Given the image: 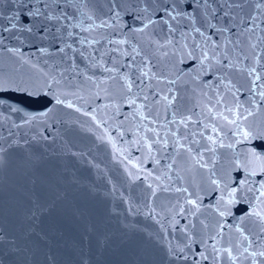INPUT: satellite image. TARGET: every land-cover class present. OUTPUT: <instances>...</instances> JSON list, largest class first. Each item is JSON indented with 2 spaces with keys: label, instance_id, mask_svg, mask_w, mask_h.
Wrapping results in <instances>:
<instances>
[{
  "label": "snow or ice",
  "instance_id": "obj_1",
  "mask_svg": "<svg viewBox=\"0 0 264 264\" xmlns=\"http://www.w3.org/2000/svg\"><path fill=\"white\" fill-rule=\"evenodd\" d=\"M5 57L28 71L0 72V166L6 140L60 142L114 213L151 222L162 264H264V0H0ZM69 128L98 144L69 145ZM9 262L28 259L0 229Z\"/></svg>",
  "mask_w": 264,
  "mask_h": 264
},
{
  "label": "water",
  "instance_id": "obj_2",
  "mask_svg": "<svg viewBox=\"0 0 264 264\" xmlns=\"http://www.w3.org/2000/svg\"><path fill=\"white\" fill-rule=\"evenodd\" d=\"M27 71L6 57L0 61L2 73L23 75ZM6 95L17 99L15 102L29 112L39 113L51 105L49 97ZM60 116L65 120L76 118L63 112ZM11 119L22 122L17 115ZM64 139L69 145L98 144L89 134L74 128L67 130ZM3 146L0 229L24 248L28 264H162L163 251L147 240L151 222L143 217L124 219L114 213L113 208L123 213V207L106 194L108 186L91 165L71 156L60 142L50 145L29 139L10 146L6 140ZM94 151L95 163L109 160L104 145L99 144ZM109 175L114 173L109 171ZM245 210L241 206L236 211L239 214ZM129 224L141 231L131 229Z\"/></svg>",
  "mask_w": 264,
  "mask_h": 264
}]
</instances>
